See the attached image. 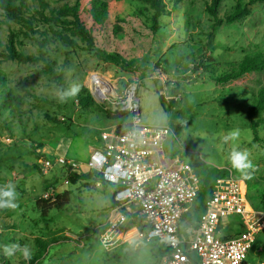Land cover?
Here are the masks:
<instances>
[{"label": "rangeland", "instance_id": "rangeland-1", "mask_svg": "<svg viewBox=\"0 0 264 264\" xmlns=\"http://www.w3.org/2000/svg\"><path fill=\"white\" fill-rule=\"evenodd\" d=\"M44 1L53 7L75 3ZM99 1L105 5L101 26L90 14L93 0L81 1L82 21L95 40L90 51L79 37L71 36L76 47L56 39L49 30L51 24L33 22L32 32L0 11L3 44L10 39L11 30L28 53L36 54L40 42H45L43 50L63 76L58 86L50 74L43 72V62L21 63L0 56L1 89H11L14 98L10 108L1 110L0 186L14 183L19 205L15 210H0V246L28 244L33 251L32 260L25 261L20 254L6 258L0 247V264H33L39 258L40 264L160 263L164 249L157 241L120 244L110 249L99 241L112 193L86 163L101 131L111 126L122 128L129 119L103 97L94 96L93 83L113 95L137 82L144 124L168 126L175 132L177 139L170 137L165 143L166 157L179 158L195 170L202 186L201 196L205 197L209 186L230 170L246 182L253 206L264 210V122L258 128L259 141L253 143L248 118V108L264 87V71L222 81L236 73L246 54L264 55V2L251 5L247 17L212 30L213 19L206 11L211 0H164L169 12L157 24L145 0ZM233 5L234 0H222L219 13L229 12ZM60 27L64 26L53 28L70 34ZM171 83L178 87L170 89ZM72 84L80 86L79 94L67 103H59L54 98L57 89ZM158 92L164 97L163 105ZM88 94L96 104L81 107L80 100ZM175 95L181 100L177 101ZM168 101H174V107H169ZM262 116L260 113L255 119ZM232 129L240 130L235 143L250 153V178L228 162L233 145L222 144L220 137ZM58 156L79 163L80 168L73 170L79 179H69L68 171L60 166L47 175L39 172V160ZM51 187L57 195L68 192L70 201L43 216L36 200ZM242 229L235 222L227 231L219 228V232L225 235ZM252 258L264 264V230L257 235Z\"/></svg>", "mask_w": 264, "mask_h": 264}, {"label": "built area", "instance_id": "built-area-1", "mask_svg": "<svg viewBox=\"0 0 264 264\" xmlns=\"http://www.w3.org/2000/svg\"><path fill=\"white\" fill-rule=\"evenodd\" d=\"M173 87L177 84L171 83ZM138 88L133 81L123 92L103 97L114 110L126 112L129 121L120 133L117 127L101 131L100 146L92 149L86 163L112 191L99 234L101 245L110 249L157 241L164 249L159 264H257L252 255L257 235L264 230V210L250 202L246 182L228 170L202 197L195 170L179 158L166 157L165 143L170 137L177 139L175 132L168 126L144 124ZM174 98L181 100L179 95ZM55 166L67 171L80 168L65 156L39 160L43 175ZM56 195L51 187L42 197L53 201ZM188 214H195L196 221L183 228L181 221ZM235 222L243 229L219 232Z\"/></svg>", "mask_w": 264, "mask_h": 264}, {"label": "trees", "instance_id": "trees-1", "mask_svg": "<svg viewBox=\"0 0 264 264\" xmlns=\"http://www.w3.org/2000/svg\"><path fill=\"white\" fill-rule=\"evenodd\" d=\"M81 1L82 0H75L73 5L64 4L58 7H53L46 4L44 0H0V11L3 12L9 20L23 24L32 32L35 31L33 22L51 24L49 26V30L56 39L70 47H76L78 44L72 37H79L86 43V49L90 51L94 48L95 40L91 29L88 28L82 21L80 13ZM145 2H147L154 11L152 19L156 24L162 15L169 12L164 0H145ZM261 2H264V0H234V5L229 12L220 14L219 7L221 6L222 0H211L210 3H207L206 5V11L213 19L211 29L216 30L225 23L232 24L247 17L251 12V5ZM93 5V8L90 9L92 20L94 23L101 26L105 21V12L103 10L105 5L99 0H93ZM174 6L176 5L174 4ZM6 24L9 26L8 22H6ZM59 25L64 26L60 28L68 30L70 34L56 31L53 28ZM14 36V32L11 30L9 33L10 39H8L6 44H3L0 38V56H3L5 59L17 60L21 63L41 61L44 64L43 72L50 74L55 79L58 86H61L63 83L62 73L55 69L54 61L46 54L45 50H43L46 46L45 42H40L36 54L28 53L23 49L24 46L19 41H16ZM262 71H264V55L261 52L248 53L237 65L236 73L223 78L222 81H227L228 78H239L245 74ZM1 85L2 80L0 75V89ZM158 94L159 102L163 105L165 101L164 97L160 94V92H158ZM13 103L14 98L11 89H1L0 123L2 122L1 110L10 108ZM95 104L96 103L93 98L88 94L80 100L79 105L84 108H90ZM173 104L174 101H170L168 105L169 107H174ZM120 113L127 117L126 112ZM260 113H263V116L259 119H255V117ZM248 118L251 122V129L254 134L252 142H258V128L259 125L264 122V87L256 93L253 105L248 108ZM117 130H119L118 132L120 133L123 131V127L121 128L117 126ZM98 141V143L101 142L99 138ZM37 169L39 170V168ZM89 175L90 174L86 175L87 178ZM68 176L72 181L79 179V175L76 174V172L73 173V170H68ZM97 176L103 182L101 176ZM69 201L70 195L68 192H65L63 195H56V198L53 201H51V199H44L43 197H40L36 200V206L40 210L41 214L46 216L52 208L62 209L69 203ZM195 219V214H188L182 219L181 226L186 228L195 222Z\"/></svg>", "mask_w": 264, "mask_h": 264}, {"label": "clouds", "instance_id": "clouds-1", "mask_svg": "<svg viewBox=\"0 0 264 264\" xmlns=\"http://www.w3.org/2000/svg\"><path fill=\"white\" fill-rule=\"evenodd\" d=\"M80 92L78 84H72L68 88L60 87L57 89L54 98L59 103H67L69 100L74 99ZM222 144L232 142V148L228 153V162L231 167L243 175L246 179L250 178L249 170L253 168L252 161L249 159L250 153L247 149H241L235 143L240 138V130L232 129L227 133L222 134ZM18 193L16 185L9 181L8 183L0 186V210H15L19 205L17 203ZM3 255L6 258H11L20 254L25 261H31L33 251L28 244L21 245L20 243H6L2 246Z\"/></svg>", "mask_w": 264, "mask_h": 264}, {"label": "bare ground", "instance_id": "bare-ground-1", "mask_svg": "<svg viewBox=\"0 0 264 264\" xmlns=\"http://www.w3.org/2000/svg\"><path fill=\"white\" fill-rule=\"evenodd\" d=\"M91 89H92V92L99 98H102L109 94L108 91L105 89V87H102L98 83H93L91 85Z\"/></svg>", "mask_w": 264, "mask_h": 264}, {"label": "crops", "instance_id": "crops-1", "mask_svg": "<svg viewBox=\"0 0 264 264\" xmlns=\"http://www.w3.org/2000/svg\"><path fill=\"white\" fill-rule=\"evenodd\" d=\"M111 128H113V126H111ZM97 141H98V139H97ZM99 142V141H98ZM96 145H97V147L96 148H98L99 146H100V143H96ZM94 149V148H93ZM92 151V150H91ZM90 151V152H91ZM90 154V153H89ZM102 186V185H101ZM111 193H112V191H111ZM111 196H112V194H111ZM201 199H202V197L200 198V200H199V202H201ZM110 204H111V197H110ZM110 204H109V206H110ZM40 262H41V258H39V259H37L33 264H40Z\"/></svg>", "mask_w": 264, "mask_h": 264}]
</instances>
